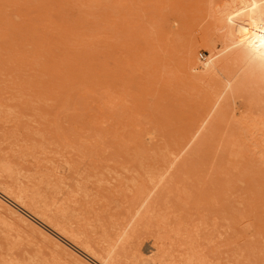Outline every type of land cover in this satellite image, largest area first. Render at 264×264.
<instances>
[{"label": "rangeland", "instance_id": "obj_1", "mask_svg": "<svg viewBox=\"0 0 264 264\" xmlns=\"http://www.w3.org/2000/svg\"><path fill=\"white\" fill-rule=\"evenodd\" d=\"M244 1L0 0V264L157 263L126 206L157 180L211 263L264 264V54L227 33Z\"/></svg>", "mask_w": 264, "mask_h": 264}, {"label": "bare ground", "instance_id": "obj_2", "mask_svg": "<svg viewBox=\"0 0 264 264\" xmlns=\"http://www.w3.org/2000/svg\"><path fill=\"white\" fill-rule=\"evenodd\" d=\"M261 0H250L249 1H244V2H249V4L247 5V9L241 13H236L234 14V12H230L227 15V33L228 35H232L235 34V36H237L238 40L240 43H242L244 45L243 48H249L250 50H252L254 55H260V54H264V4L259 3ZM241 2V1H240ZM224 3V2H223ZM247 4V3H246ZM241 9V8H240ZM12 10V9H11ZM244 10V9H242ZM226 23V22H225ZM28 33V32H27ZM29 41V40H28ZM224 43V42H223ZM234 44V43H233ZM27 47V46H26ZM22 48V47H21ZM53 51V50H52ZM57 52V51H56ZM40 58V57H39ZM246 58V57H245ZM248 58V57H247ZM38 60V59H37ZM204 66H207V63L204 64ZM249 68V67H248ZM263 68V67H262ZM43 75V74H42ZM43 77V76H42ZM45 78V77H44ZM264 80V79H263ZM226 101V99H225ZM7 111V110H6ZM6 111L4 112V114L6 113ZM9 111V110H8ZM10 113V112H9ZM6 115V114H5ZM9 116V114H7ZM4 116V115H3ZM5 118V117H4ZM4 122V121H3ZM5 129V128H4ZM2 131V130H1ZM1 133V132H0ZM14 134V133H13ZM4 135V134H3ZM4 137V136H3ZM4 143V142H3ZM21 145V143H20ZM50 145V143H49ZM35 146V143H34ZM33 146V147H34ZM37 146V145H36ZM17 147V146H16ZM30 147V146H28ZM38 147V146H37ZM41 147V146H40ZM44 148V147H43ZM42 148V149H43ZM24 149V147H23ZM35 149V148H32ZM65 149V148H64ZM139 150V149H138ZM137 150V151H138ZM137 153V152H136ZM140 153V152H139ZM145 153V151H144ZM23 154V153H21ZM20 154V155H21ZM51 154V153H50ZM172 154V153H171ZM6 155V154H5ZM143 155V154H142ZM163 155V154H162ZM38 156V155H37ZM134 156H137V154ZM139 156V155H138ZM57 158V157H56ZM161 158V157H160ZM164 158V156L162 157ZM33 160V159H32ZM34 161V160H33ZM43 161V160H42ZM41 161V162H42ZM140 161V160H139ZM7 162V161H5ZM163 162V161H162ZM2 164V163H1ZM8 164H10L8 162ZM39 164V163H38ZM41 164V163H40ZM141 164V163H140ZM139 164V165H140ZM6 165V164H5ZM1 166V165H0ZM69 167V165H68ZM8 168V165H7ZM121 168V167H120ZM141 168V167H140ZM139 168V169H140ZM4 169H6L4 167ZM123 169V168H122ZM125 169V168H124ZM11 170V169H10ZM55 170V169H53ZM96 170V169H95ZM12 171V170H11ZM46 171V169H45ZM48 171V170H47ZM124 172H126L125 170H123ZM1 172H3L1 170ZM5 173V172H4ZM18 173V172H17ZM31 173V172H30ZM35 173V172H34ZM43 173V172H42ZM108 173V172H106ZM161 173V172H160ZM37 174V173H36ZM35 174V175H36ZM39 174V173H38ZM44 174V173H43ZM42 174V175H43ZM48 174V173H47ZM51 174V173H50ZM127 174V173H126ZM29 175V174H28ZM33 174L31 173V176ZM40 175V174H39ZM76 175V174H74ZM114 175V174H113ZM1 176V174H0ZM9 176V175H8ZM19 176V174L17 175ZM46 176V175H45ZM44 177V176H43ZM50 177V176H48ZM47 177V178H48ZM55 177V176H54ZM58 177V176H57ZM158 177V176H157ZM24 178V177H23ZM32 178V177H31ZM34 178V177H33ZM42 177H40L41 180ZM53 178V177H52ZM159 178V177H158ZM56 179V178H55ZM54 179V180H55ZM121 180V178H120ZM124 180V179H123ZM133 181V180H132ZM131 181V182H132ZM136 181V180H135ZM153 181V179H152ZM190 181V180H189ZM129 182V180L127 181ZM130 182V183H131ZM154 182V181H153ZM255 183V181H253ZM37 183V180H36ZM41 183V181L39 182ZM49 183V182H48ZM52 183V182H51ZM106 183V181H105ZM134 183V182H133ZM136 183V182H135ZM170 183V182H169ZM56 185V183H53ZM150 184V183H149ZM153 184V183H152ZM167 184L168 181L167 180H157V184H153L152 186H146L142 183H140L139 185H137L134 189V192L132 193V195L130 196V198L127 201V210L128 213L130 211L134 212V213H138L137 220L136 222L141 221L144 218L145 221L148 223L153 224L154 227V233L157 235H161V237L159 239H162V241L159 242V249L162 248L161 254L158 257L157 263L154 264H165V263H177V264H213L211 263L209 257H208V249H210L209 247V240H208V235L206 233H204V225L205 223H203L202 218L200 217V215L198 216L197 213H190L187 215H181V214H177L175 217L173 215L172 219L169 218H165L164 217V213L163 215L160 213V211H165L167 209H169L170 207L172 208V204L170 203V199L165 196L162 199V195L165 192V190L167 189ZM242 184V183H241ZM43 185V184H42ZM47 185V184H46ZM61 185V183H60ZM106 185V184H105ZM120 185V184H119ZM243 185V184H242ZM17 186V185H16ZM19 186V185H18ZM41 186V185H40ZM107 186V185H106ZM126 186V185H125ZM21 187V186H20ZM48 187V186H45ZM62 187V186H61ZM64 187V184H63ZM36 188V187H34ZM51 188V187H50ZM49 188V189H50ZM65 188H69L66 187ZM64 188V189H65ZM184 188V187H183ZM182 188V189H183ZM20 189V188H19ZM54 189V188H53ZM52 189V190H53ZM77 189V188H76ZM126 189V188H125ZM128 189V188H127ZM177 189V188H176ZM37 190V189H36ZM35 190V192H37ZM57 190V188H56ZM70 189H68L69 191ZM79 190V189H78ZM81 190V189H80ZM185 190V189H183ZM12 191V190H11ZM25 191V189H24ZM27 191V190H26ZM40 191V189L38 190ZM46 191V189H45ZM125 192V191H124ZM71 193V192H70ZM116 193V192H115ZM183 193V191H182ZM19 194V193H18ZM39 194V193H38ZM42 194V193H41ZM60 194V193H58ZM73 195H76L74 193H72ZM25 195V194H24ZM34 196V194H32ZM37 195V194H36ZM40 195V194H39ZM45 195V194H44ZM168 195V194H167ZM187 195V193H186ZM71 196V195H70ZM41 197V196H38ZM0 198L3 201H6L7 203L10 204L9 200L5 195H3V193L0 192ZM27 198V197H26ZM25 198V199H26ZM62 198V197H61ZM46 199V198H45ZM72 199V198H71ZM187 199V197H186ZM212 200V199H211ZM182 201V200H181ZM188 201V200H187ZM186 201V202H187ZM32 202V201H31ZM56 202V201H55ZM62 202V201H61ZM104 202V201H103ZM5 203V202H4ZM12 206L17 210V212H21L22 214H24L25 216L27 215L25 210L17 203L15 202H11ZM43 203V202H42ZM60 203V202H59ZM67 203V201H66ZM86 203V202H84ZM54 204V203H53ZM115 204V203H114ZM34 205V204H33ZM32 205V206H33ZM55 205V204H54ZM77 205V204H76ZM37 206V205H36ZM44 206V205H43ZM56 206V205H55ZM200 206V205H197ZM34 207V206H33ZM67 207V206H66ZM122 207V206H121ZM72 208V207H71ZM117 208V207H116ZM187 208V207H186ZM47 209V207H46ZM56 210V209H55ZM61 210V209H60ZM59 210V211H60ZM67 210V208H66ZM65 210V211H66ZM69 210V209H68ZM118 210V209H117ZM170 210V209H169ZM24 211V212H23ZM63 211V210H62ZM73 211V210H71ZM194 211V210H193ZM52 212V211H51ZM105 212V210H104ZM103 212V213H104ZM55 213V212H54ZM63 213V212H62ZM66 213V212H64ZM158 213V216H161L159 218H157L155 220V222H149L150 218L152 216H156V214ZM59 214V213H58ZM61 214V213H60ZM174 214V213H173ZM76 215V214H75ZM23 216V215H22ZM25 216H23L25 218ZM31 216V215H30ZM38 216V215H37ZM78 217H80L79 215H77ZM167 216V215H165ZM202 216V215H201ZM28 217V215H27ZM26 217V218H27ZM33 217V216H32ZM43 217V216H42ZM63 217V216H62ZM37 217H35L36 219ZM45 218V217H44ZM75 218V217H74ZM82 218V217H80ZM121 218V217H120ZM79 219V218H78ZM31 220V219H30ZM46 220V219H45ZM49 220V219H48ZM47 220V221H48ZM213 220V218H212ZM33 221V220H32ZM36 221H39L36 220ZM77 221V219L75 220ZM91 221V219H90ZM98 221V220H97ZM211 221V220H210ZM209 221V222H210ZM215 221V220H214ZM49 222V221H48ZM84 222V221H83ZM82 222V223H83ZM99 222V221H98ZM38 224V222H36ZM39 223L44 224L43 222L39 221ZM57 223V222H54ZM68 223V222H67ZM88 222L86 221V224ZM94 223V222H93ZM116 223V222H115ZM114 223V224H115ZM211 223V222H210ZM214 223V222H213ZM34 224V223H33ZM63 224V223H62ZM91 224V223H90ZM97 224V222L95 223ZM117 224V223H116ZM215 224V223H214ZM39 225V224H38ZM57 225V224H56ZM55 225V226H56ZM40 226V225H39ZM45 226V225H44ZM58 226V225H57ZM67 226V225H66ZM76 226V225H75ZM99 226V225H98ZM135 224H133L130 227V231L133 230ZM207 226V225H206ZM212 226V225H211ZM41 227V226H40ZM85 227V225H84ZM101 227V226H100ZM44 228V227H43ZM49 228V226H48ZM58 228V227H57ZM80 228V227H79ZM89 228V227H87ZM132 228V229H131ZM42 229V228H41ZM51 229V228H50ZM93 229V228H92ZM91 229V230H92ZM104 229V228H103ZM111 229V228H110ZM125 227H123V230H119L114 229V233H112L113 235H117L115 237H119L121 235V233H125L124 232ZM215 229V228H214ZM228 229V228H227ZM43 230V229H42ZM71 230V229H70ZM78 230V229H77ZM211 230V229H210ZM44 231V230H43ZM54 231V230H53ZM90 231V229H89ZM78 232V231H77ZM213 232V229H212ZM46 233V232H45ZM48 233V232H47ZM51 233V232H50ZM71 233V231H70ZM214 233V232H213ZM93 234V231L92 233ZM103 237H105V239H110L111 238V234L109 232H103ZM226 234V233H225ZM41 235V234H40ZM72 235V234H71ZM74 235V234H73ZM218 235V234H217ZM61 236V235H60ZM98 236V235H97ZM100 236V235H99ZM223 236V235H222ZM221 236V238H222ZM74 237V236H73ZM76 237V236H75ZM80 237V236H79ZM102 237V236H101ZM100 237V238H101ZM129 237V236H128ZM220 237V236H218ZM54 238V237H53ZM93 238V237H92ZM124 238V237H123ZM127 238V237H126ZM65 239V238H63ZM75 239V238H74ZM77 239V238H76ZM104 239V238H102ZM105 239L102 241L104 242ZM137 239V238H136ZM156 239V238H155ZM219 239V238H218ZM67 240V239H65ZM80 240V238H79ZM117 240V239H116ZM58 241V240H57ZM144 241V240H143ZM206 241V242H203ZM68 242V241H67ZM213 242V240H212ZM211 242V244H212ZM235 242V241H234ZM60 243V242H59ZM65 243V242H64ZM72 244V243H70ZM106 244V242L104 243ZM235 244V243H234ZM72 245H75L72 244ZM84 244H82L83 246ZM218 245V244H217ZM232 245V244H231ZM65 246V245H64ZM95 246V244H94ZM100 246V243H99ZM102 246V244H101ZM105 246V245H104ZM111 246V245H109ZM139 246V245H138ZM66 247V246H65ZM145 247V246H144ZM147 247V246H146ZM76 248V246H75ZM78 248V247H77ZM74 249L72 247V249ZM89 248V247H87ZM116 248V247H115ZM149 248V247H148ZM222 248V247H221ZM71 248H69L70 250ZM79 249V248H78ZM90 249V248H89ZM90 254L94 257L93 255V251L92 249H90ZM146 250V248H145ZM82 251V250H81ZM73 252V253H74ZM89 252V251H88ZM93 252V253H91ZM146 252V251H145ZM83 253V251H82ZM85 253V252H84ZM105 256L98 258L97 262L98 264H110L111 263V255H109V251L107 250V252H105ZM113 253V252H112ZM79 254V253H78ZM81 254V253H80ZM176 254V255H175ZM211 254V252H210ZM235 254V253H234ZM85 255H87L85 253ZM98 255V254H97ZM152 255V252L151 254ZM83 256V255H82ZM81 256V257H82ZM90 256V255H88ZM96 256V253H95ZM236 256V255H235ZM80 257V256H79ZM87 256H85L86 258ZM99 257V256H97ZM141 257V255H140ZM148 256L146 255V257L143 258H139V264H148L149 263V259L152 260L151 258H147ZM239 256H237L238 258ZM92 258V257H89ZM128 258V257H127ZM240 258V257H239ZM82 259V258H81ZM130 261V260H128ZM137 261V260H136ZM153 262L156 261L152 260ZM151 261V264H152ZM237 261V260H236ZM127 262V261H126ZM125 262V263H126ZM215 262V261H214ZM78 263V262H77ZM132 263V262H131ZM218 262H216L217 264ZM11 264V263H10ZM114 264V263H113ZM135 264V263H134Z\"/></svg>", "mask_w": 264, "mask_h": 264}]
</instances>
